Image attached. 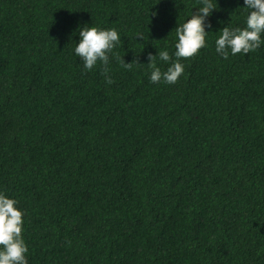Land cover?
<instances>
[{
  "label": "trees",
  "instance_id": "trees-1",
  "mask_svg": "<svg viewBox=\"0 0 264 264\" xmlns=\"http://www.w3.org/2000/svg\"><path fill=\"white\" fill-rule=\"evenodd\" d=\"M198 6L0 0V190L28 264H264V45L214 44L243 0H217L175 83L149 80ZM85 22L121 36L107 74L74 54Z\"/></svg>",
  "mask_w": 264,
  "mask_h": 264
},
{
  "label": "clouds",
  "instance_id": "clouds-1",
  "mask_svg": "<svg viewBox=\"0 0 264 264\" xmlns=\"http://www.w3.org/2000/svg\"><path fill=\"white\" fill-rule=\"evenodd\" d=\"M217 0H199L196 11L175 27V51L172 59L167 49L160 50L158 58L166 62V69L162 70L153 59L156 55L149 54L148 68L149 80L153 83H175L184 72V64L180 58L191 57L206 46V36L211 25L206 24V18L211 16L216 8ZM243 7L247 10L244 26L221 27L214 40L215 51L227 59L228 56L238 53L247 54L264 45V0H243ZM152 15H156L153 12ZM79 40L73 49L74 54L83 62L84 70L93 69L99 62L104 65L103 72L107 74L110 54L115 56L114 48L121 40L115 27H100L85 22L78 24ZM124 68H130L119 58ZM108 77L107 83H111ZM24 211L19 207L18 201L0 190V264H28L26 253L27 245L22 235Z\"/></svg>",
  "mask_w": 264,
  "mask_h": 264
}]
</instances>
